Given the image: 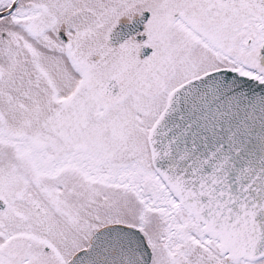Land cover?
Returning <instances> with one entry per match:
<instances>
[{
    "label": "snow or ice",
    "instance_id": "6c2138e0",
    "mask_svg": "<svg viewBox=\"0 0 264 264\" xmlns=\"http://www.w3.org/2000/svg\"><path fill=\"white\" fill-rule=\"evenodd\" d=\"M0 264H264V0H0Z\"/></svg>",
    "mask_w": 264,
    "mask_h": 264
}]
</instances>
